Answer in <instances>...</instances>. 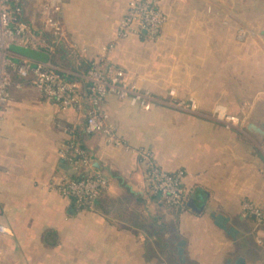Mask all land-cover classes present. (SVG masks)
<instances>
[{
    "label": "crops",
    "instance_id": "0c3cea01",
    "mask_svg": "<svg viewBox=\"0 0 264 264\" xmlns=\"http://www.w3.org/2000/svg\"><path fill=\"white\" fill-rule=\"evenodd\" d=\"M22 1L24 20L40 29L45 0ZM153 1L166 21L149 41L116 36L128 0H60L65 38L53 63L72 76L100 66L105 55L159 101L143 110L105 96L106 124L121 142L115 146L101 132L86 133L82 110L59 108L26 81L10 88L0 120V223L9 229L0 234V264H233L238 257L264 264V216L257 222L241 209L250 201L264 214V135L247 129L264 132V0ZM10 59L48 57L11 46ZM11 79L19 80L14 72ZM170 90L195 110L169 106ZM68 142L108 179L91 208L55 188L75 175L59 155ZM145 151L161 169L182 172L185 206L168 207L149 191ZM211 213L229 218L234 239Z\"/></svg>",
    "mask_w": 264,
    "mask_h": 264
},
{
    "label": "built area",
    "instance_id": "2783aa9c",
    "mask_svg": "<svg viewBox=\"0 0 264 264\" xmlns=\"http://www.w3.org/2000/svg\"><path fill=\"white\" fill-rule=\"evenodd\" d=\"M22 0H0V120L1 109L9 100L10 88L18 87L22 81L28 82L45 100L51 101L61 109L73 108L83 111L85 131L88 134L101 132L107 142L119 146L121 142L113 128L106 124V114L101 105L106 95L118 100L131 99L143 109L148 110L158 102L148 91L140 90L125 80L122 68L107 61L103 55L101 65L92 64L83 72L72 76L52 61V55L65 38V32L59 19L60 0H45L40 4L42 27L35 28L23 18ZM166 21L165 14L159 10L153 0H128L127 8L120 19L116 36L125 38L140 35L149 41L158 38ZM241 32V35H244ZM16 46L47 55L46 61L13 62L10 59V47ZM110 46L104 49L109 51ZM14 72L19 80L11 79ZM167 104L177 110L193 112L191 100H179L174 92H168ZM224 120L236 119L220 112ZM60 157L74 170L75 175H63L56 184L58 193L71 199L79 208H91L99 194L108 184L107 177L92 168L86 151L73 142L63 145ZM145 165V179L149 191L159 197L168 207L180 209L187 201L188 193L181 182L182 172H167L153 160L151 152H141ZM241 209L245 214L254 216L257 222L263 219L262 210L250 201H243ZM0 234H9V229L0 223Z\"/></svg>",
    "mask_w": 264,
    "mask_h": 264
},
{
    "label": "water",
    "instance_id": "95a60500",
    "mask_svg": "<svg viewBox=\"0 0 264 264\" xmlns=\"http://www.w3.org/2000/svg\"><path fill=\"white\" fill-rule=\"evenodd\" d=\"M247 129L255 132L256 134H258L260 136L264 135V132L262 130L256 128L252 124H249ZM187 206L190 207L191 209L195 210V211H199V210H197L193 199L188 200ZM210 218L213 220V224L215 226H217L219 229L223 230L227 235H229L233 239L235 238V236L237 234V230L232 226H228L229 218H227L226 216L219 214V213H211ZM184 245H185L184 240H179L176 243V255H177L178 261L181 263L184 262V260H185ZM233 264H245V260L242 257H238L234 260Z\"/></svg>",
    "mask_w": 264,
    "mask_h": 264
},
{
    "label": "trees",
    "instance_id": "16d2710c",
    "mask_svg": "<svg viewBox=\"0 0 264 264\" xmlns=\"http://www.w3.org/2000/svg\"><path fill=\"white\" fill-rule=\"evenodd\" d=\"M103 192V191H102ZM102 192L99 194V196L97 197L96 201L99 199V197L101 196ZM186 204V203H185ZM184 204V206H185Z\"/></svg>",
    "mask_w": 264,
    "mask_h": 264
}]
</instances>
